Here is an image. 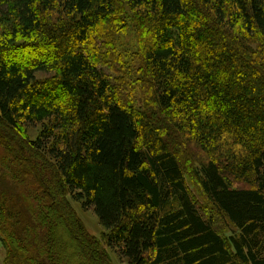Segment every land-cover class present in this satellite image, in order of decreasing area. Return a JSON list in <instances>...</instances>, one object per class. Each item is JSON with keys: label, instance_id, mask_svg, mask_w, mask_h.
<instances>
[{"label": "trees", "instance_id": "1", "mask_svg": "<svg viewBox=\"0 0 264 264\" xmlns=\"http://www.w3.org/2000/svg\"><path fill=\"white\" fill-rule=\"evenodd\" d=\"M0 19L4 264H264V0H0Z\"/></svg>", "mask_w": 264, "mask_h": 264}, {"label": "rangeland", "instance_id": "2", "mask_svg": "<svg viewBox=\"0 0 264 264\" xmlns=\"http://www.w3.org/2000/svg\"><path fill=\"white\" fill-rule=\"evenodd\" d=\"M7 32H10V27H9V23L8 25L6 23H4L2 21V19H0V41L6 36ZM133 32L128 33L127 35H124L121 40V44L118 43V49H122V48H126L127 46H132L133 43H135V41L133 40L132 37ZM133 41V42H132ZM48 74L46 73H38V77H44ZM114 76H117L116 73H113ZM42 129V125H37V126H28V134L30 136L31 139H36L40 133V130ZM191 148V147H190ZM189 150H183V155H181V160L184 162L189 163L190 160H192L188 154ZM191 154L193 155L194 153V149H190ZM196 156V155H194ZM192 157V156H191ZM198 159V156L195 157ZM186 168L184 169L185 171V176L187 177V182L188 184L191 186L194 195L196 197V199L198 200L200 206L206 211V213H209V210L207 209L209 207V203H208V199L205 197L204 193L201 192L202 190H200V188L197 186V182L194 180L195 178V174H194V169H192L191 167L185 166ZM72 197L70 196V199ZM72 205L76 210V213L78 214V216L80 217V219L82 220L84 226L86 227V229L94 236H96L98 239H102L103 240V233L105 228L102 226V224L99 222L98 216L96 215V213L94 212V210L92 209V207H88L85 208L82 203L80 201H75L72 199ZM211 217L213 219H215V223H216V227L223 233V234H229V229L227 226V223L222 221V218H219L217 216H214L211 214ZM230 227V226H229ZM64 229V228H62ZM61 229V231H62ZM63 235V234H62ZM64 238V244L68 245L69 248V242L70 241L68 239V237H63ZM105 244V241L103 242ZM63 244V242H62ZM72 246V245H71ZM3 248V247H2ZM4 252V248L2 250ZM109 254L112 258L113 264H128L127 260L121 256H119V254L112 250L111 248H108Z\"/></svg>", "mask_w": 264, "mask_h": 264}, {"label": "crops", "instance_id": "3", "mask_svg": "<svg viewBox=\"0 0 264 264\" xmlns=\"http://www.w3.org/2000/svg\"><path fill=\"white\" fill-rule=\"evenodd\" d=\"M3 245H2V243H1V241H0V264H4L3 263V257H4V253H5V250H4V252L2 251L3 250Z\"/></svg>", "mask_w": 264, "mask_h": 264}]
</instances>
